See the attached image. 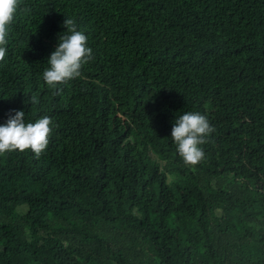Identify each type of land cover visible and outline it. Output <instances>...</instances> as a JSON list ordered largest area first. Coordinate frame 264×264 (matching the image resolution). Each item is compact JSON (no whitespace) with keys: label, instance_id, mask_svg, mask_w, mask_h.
I'll list each match as a JSON object with an SVG mask.
<instances>
[{"label":"trees","instance_id":"16d2710c","mask_svg":"<svg viewBox=\"0 0 264 264\" xmlns=\"http://www.w3.org/2000/svg\"><path fill=\"white\" fill-rule=\"evenodd\" d=\"M66 17L95 59L54 94ZM7 39L0 123L57 127L0 154V264H264V0H20ZM189 111L215 129L195 166Z\"/></svg>","mask_w":264,"mask_h":264},{"label":"clouds","instance_id":"9594fccd","mask_svg":"<svg viewBox=\"0 0 264 264\" xmlns=\"http://www.w3.org/2000/svg\"><path fill=\"white\" fill-rule=\"evenodd\" d=\"M19 3L20 0H0V61L7 54L9 26L19 10ZM63 25L67 31L59 36L58 46L51 52L47 60L49 66L42 74L46 85L56 90L54 94L62 90L58 85L79 78L82 68L95 59L93 49L87 44L88 37L78 30L75 19L66 17ZM29 102L38 105V95H30ZM13 111L14 115L10 113L6 122L0 123V154L31 150L39 158L47 149L53 128L57 125L47 115L26 123L23 111ZM214 131L208 118L199 112H185L175 119L171 138L186 165L195 166L204 159L205 152L201 146L208 143V137Z\"/></svg>","mask_w":264,"mask_h":264},{"label":"rangeland","instance_id":"374dc122","mask_svg":"<svg viewBox=\"0 0 264 264\" xmlns=\"http://www.w3.org/2000/svg\"><path fill=\"white\" fill-rule=\"evenodd\" d=\"M210 191H211L212 198L215 201V204L217 206H223L222 203L220 202V199H219L221 197L220 192L217 191L213 186L210 187ZM22 206H25V205L22 204Z\"/></svg>","mask_w":264,"mask_h":264}]
</instances>
